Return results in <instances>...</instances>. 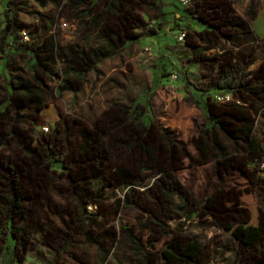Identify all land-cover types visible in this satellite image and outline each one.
I'll use <instances>...</instances> for the list:
<instances>
[{
  "label": "rangeland",
  "instance_id": "374dc122",
  "mask_svg": "<svg viewBox=\"0 0 264 264\" xmlns=\"http://www.w3.org/2000/svg\"><path fill=\"white\" fill-rule=\"evenodd\" d=\"M89 1L0 0V44L26 30L49 69L34 77L26 51L5 61L0 48V155L34 193L12 264H164L175 236L206 244L197 264H264V249L243 254L225 228L254 215L264 228V0ZM227 61L243 86L216 87ZM222 92L231 99L217 102ZM234 105L256 154L210 118L239 127ZM7 181L0 166V191ZM3 239L9 264L14 239L0 226Z\"/></svg>",
  "mask_w": 264,
  "mask_h": 264
},
{
  "label": "trees",
  "instance_id": "16d2710c",
  "mask_svg": "<svg viewBox=\"0 0 264 264\" xmlns=\"http://www.w3.org/2000/svg\"><path fill=\"white\" fill-rule=\"evenodd\" d=\"M114 2L115 1H112L111 3L114 4ZM196 18L200 20L199 16H196ZM225 20V22L230 21V19ZM231 24L238 26V24L234 21H232ZM150 32L154 33L155 30L150 29ZM236 32H238L237 29ZM2 47L3 45L0 44V48ZM242 74V71L238 69L236 64H232L227 61V66L222 69L220 77L216 83V87L218 89H233L238 86H243L244 81ZM27 98L30 100L36 99L31 93L27 94ZM232 108L234 110L232 114L238 120L240 124L239 127L230 128L229 125L218 121V118L215 116L211 115L210 118L215 121V123L220 124V127L228 135H230L232 139H234V142H241L242 147L246 151L256 154L259 147L256 139L252 135L253 129L250 118L245 112L242 113L243 110L238 105H234ZM237 112L240 113L238 114ZM45 149L46 151L51 149L50 140L45 142ZM0 166L3 168L5 177L8 180L6 187L0 191V226L5 228L8 234H10L14 239V249L12 252L13 260L9 263L12 264L13 261L17 260V246L19 242L23 241L26 243L31 238L29 220L25 211V202L32 200L34 193H30L29 189L21 185L18 180V175L23 174L24 172L22 167L15 168L11 166L9 158L1 155ZM256 216L254 215L251 219L241 222L242 224L240 221H231L225 226L226 230L230 234L239 239L240 247L244 252L243 254L254 255L255 253L262 252L264 249V228L263 225L260 224V218H256ZM7 247L8 244H6L3 239V242L0 245V264H6L5 262L7 258L4 256V252H2V250ZM205 251L206 244L200 239L193 237L186 241H179L175 236L172 237L170 241L165 244V247L162 248L161 257L164 264H197ZM3 256L5 258H3ZM255 260L258 261V259ZM258 263L260 264L261 261L259 260Z\"/></svg>",
  "mask_w": 264,
  "mask_h": 264
},
{
  "label": "flooded vegetation",
  "instance_id": "af4514ba",
  "mask_svg": "<svg viewBox=\"0 0 264 264\" xmlns=\"http://www.w3.org/2000/svg\"><path fill=\"white\" fill-rule=\"evenodd\" d=\"M100 0H90L89 2H88V5L85 7L86 9H89L90 8V6H92V4L95 6V5H97L98 4V2H99ZM7 3H9V0H8V2ZM129 3V2H128ZM92 8V7H91ZM7 9H9V6L7 7ZM6 9V10H7ZM116 10H118L117 9V5H116ZM120 11V10H119ZM10 12H11V10L10 11H7L6 13L7 14H10ZM125 13H127V12H125ZM4 14V13H3ZM127 15V14H126ZM10 16L11 15H9V16H4L3 15V22H4V24L6 25L7 24V22H6V20L4 19L5 17L6 18H9V19H11L10 18ZM123 17V20H122V22H124V23H126L127 22V19H126V17H125V14L122 16ZM127 18H129V17H127ZM59 22H61V18H60V20H59ZM58 22V23H59ZM67 22H63V23H59L58 24V26L59 27H64V26H67ZM70 25V28L71 29H73V28H75V23H71V24H69ZM124 25H123V27H121V29H122V31L124 30ZM124 32V31H123ZM125 33L126 32H124V36H125ZM114 34H115V36H116V38L117 37H119L120 35H121V33H119V32H114ZM19 35H20V42L18 43V44H15L16 42H14V40L13 39H11L10 40V42H9V44L7 43V45H3V47L1 48V50H2V52H5V58H4V60L6 61V59H8V61L10 60L9 59V55H10V53L8 54V50L10 49V50H13V51H16V52H18V53H20V55L21 54H23L22 52L23 51H26V54L29 56L28 58H26L27 60H26V62H27V64L30 66V68L33 70V72H34V77H36V75H37V72H38V68H40V69H42L43 70V72H49V69H47V67L46 66H44V65H42L41 63H40V61H39V58H38V56L36 55V54H33L32 52H28V51H30V50H32V49H29V47H28V43H26V41H28L29 40V35H27V32H26V30H24V29H22L20 32H19ZM125 37H128V36H125ZM114 37H109V40H110V42L111 43H114V39H113ZM21 43V44H20ZM113 45V44H112ZM0 59H3V57L2 58H0ZM85 62H87V60H85V59H83ZM39 64H40V66H39ZM79 65L81 64V62H79L78 63ZM10 65H6L5 64V67H6V70H10V67H9ZM78 70L80 69L81 71H87L86 70V66L84 67V64H83V67L82 68H77ZM79 70V71H80ZM45 79V78H44ZM42 80H43V77H42ZM44 81V80H43ZM46 84V83H45ZM70 84V82H68V81H62V83H59V85H56L55 86V89H58V91H60V89H64V87L65 86H67V85H69ZM72 85H73V87L71 88V89H82V83H81V80H77L76 82H73V83H71ZM30 85H32L34 88L35 87H42V85H39L38 83H28V85L27 84H24V87L26 88H30ZM48 86V85H47ZM9 87H10V89H13V84L12 83H9ZM26 88V89H27Z\"/></svg>",
  "mask_w": 264,
  "mask_h": 264
},
{
  "label": "built area",
  "instance_id": "2783aa9c",
  "mask_svg": "<svg viewBox=\"0 0 264 264\" xmlns=\"http://www.w3.org/2000/svg\"><path fill=\"white\" fill-rule=\"evenodd\" d=\"M185 2L186 0H181V2ZM184 35H185V33L184 32H180L179 33V36H178V40H180V41H182L183 39H184ZM171 76H172V78H176L177 77V75L175 74V73H171ZM223 94H221V95H217L216 97H215V100L216 101H218V102H223V101H228V100H230L231 99V94L229 93V92H222ZM42 129L46 132V131H48V128H47V126H43L42 127Z\"/></svg>",
  "mask_w": 264,
  "mask_h": 264
},
{
  "label": "crops",
  "instance_id": "0c3cea01",
  "mask_svg": "<svg viewBox=\"0 0 264 264\" xmlns=\"http://www.w3.org/2000/svg\"><path fill=\"white\" fill-rule=\"evenodd\" d=\"M12 34V33H11ZM11 37H13V34L12 35H8V38H11ZM16 52V51H15ZM15 52L13 51V50H8V54L10 53L11 55H13V54H15ZM16 53H18V52H16ZM3 67H4V69L6 70V67H5V65H4V63H3Z\"/></svg>",
  "mask_w": 264,
  "mask_h": 264
}]
</instances>
